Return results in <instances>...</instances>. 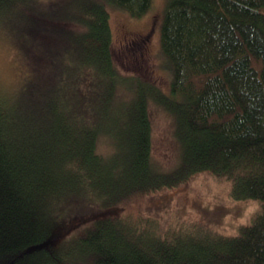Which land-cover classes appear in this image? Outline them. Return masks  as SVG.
<instances>
[{"label":"trees","instance_id":"trees-1","mask_svg":"<svg viewBox=\"0 0 264 264\" xmlns=\"http://www.w3.org/2000/svg\"><path fill=\"white\" fill-rule=\"evenodd\" d=\"M151 2L0 0L25 71L0 95V264H264V0H168V93L121 76L112 57L104 3L142 18ZM129 42L146 53L147 36ZM151 103L171 118L168 171L153 164ZM199 174L228 183L236 205L256 202L234 235L121 215Z\"/></svg>","mask_w":264,"mask_h":264},{"label":"rangeland","instance_id":"rangeland-1","mask_svg":"<svg viewBox=\"0 0 264 264\" xmlns=\"http://www.w3.org/2000/svg\"><path fill=\"white\" fill-rule=\"evenodd\" d=\"M167 1L152 0L149 11L142 18H133L104 3L109 14L112 57L117 72L121 76L138 75L143 81L157 85L165 93H168L171 75L160 49L158 32ZM10 28L17 31L14 25H10ZM140 36L148 37L147 54L142 48L129 42L131 38ZM22 69L15 45L7 32L0 27V95L10 97L17 91L25 74ZM114 93L118 102L129 99L124 88H119ZM24 99L21 94L18 95L14 104L7 109L17 111L20 104H24ZM149 114L152 124L153 164L160 171H168L173 168L177 159L171 118L153 103L149 104ZM96 151L106 157L111 151L109 141L99 138ZM229 189V184L224 180L209 174H199L174 189H162L144 195L136 204H129L121 215L129 221L153 223L160 231L181 223V226L199 223L198 226L202 229L212 228L223 235H234L238 226L245 223L249 213L258 206L254 204L255 201L236 205L229 199ZM133 222L131 223L135 225ZM82 224L84 226L87 223L84 220Z\"/></svg>","mask_w":264,"mask_h":264}]
</instances>
